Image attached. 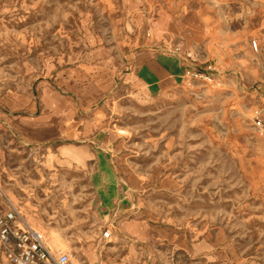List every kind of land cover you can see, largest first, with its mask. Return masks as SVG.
<instances>
[{
	"label": "rangeland",
	"instance_id": "374dc122",
	"mask_svg": "<svg viewBox=\"0 0 264 264\" xmlns=\"http://www.w3.org/2000/svg\"><path fill=\"white\" fill-rule=\"evenodd\" d=\"M262 116L264 0H0V213L75 264H264Z\"/></svg>",
	"mask_w": 264,
	"mask_h": 264
},
{
	"label": "built area",
	"instance_id": "2783aa9c",
	"mask_svg": "<svg viewBox=\"0 0 264 264\" xmlns=\"http://www.w3.org/2000/svg\"><path fill=\"white\" fill-rule=\"evenodd\" d=\"M254 49L257 45L253 42ZM187 57L193 60L192 53ZM213 69L207 67V71L200 72L193 66H189L184 73L187 82L192 79H209L208 72ZM256 128L264 134V117H257ZM111 230L103 232V239L110 237ZM0 246L4 257L9 264H75L67 252L52 250L46 242L44 234L32 227L22 216L17 206L9 202L7 208L0 213Z\"/></svg>",
	"mask_w": 264,
	"mask_h": 264
},
{
	"label": "bare ground",
	"instance_id": "6f19581e",
	"mask_svg": "<svg viewBox=\"0 0 264 264\" xmlns=\"http://www.w3.org/2000/svg\"><path fill=\"white\" fill-rule=\"evenodd\" d=\"M54 244H56L58 247H61L62 246V243L56 241L55 239H54Z\"/></svg>",
	"mask_w": 264,
	"mask_h": 264
},
{
	"label": "crops",
	"instance_id": "0c3cea01",
	"mask_svg": "<svg viewBox=\"0 0 264 264\" xmlns=\"http://www.w3.org/2000/svg\"><path fill=\"white\" fill-rule=\"evenodd\" d=\"M107 241H109V238L107 239Z\"/></svg>",
	"mask_w": 264,
	"mask_h": 264
}]
</instances>
